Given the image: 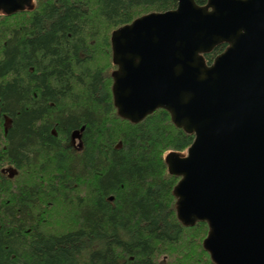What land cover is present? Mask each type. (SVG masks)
I'll use <instances>...</instances> for the list:
<instances>
[{
  "label": "trees",
  "instance_id": "16d2710c",
  "mask_svg": "<svg viewBox=\"0 0 264 264\" xmlns=\"http://www.w3.org/2000/svg\"><path fill=\"white\" fill-rule=\"evenodd\" d=\"M178 2L36 0L0 14V264H214L207 224L177 217L165 162L194 135L164 109L121 118L112 93V31Z\"/></svg>",
  "mask_w": 264,
  "mask_h": 264
},
{
  "label": "water",
  "instance_id": "95a60500",
  "mask_svg": "<svg viewBox=\"0 0 264 264\" xmlns=\"http://www.w3.org/2000/svg\"><path fill=\"white\" fill-rule=\"evenodd\" d=\"M33 1L0 0V12ZM111 44L119 116L139 123L164 109L195 136L166 156L179 221L208 224L214 264H264V0H179L115 29Z\"/></svg>",
  "mask_w": 264,
  "mask_h": 264
},
{
  "label": "rangeland",
  "instance_id": "374dc122",
  "mask_svg": "<svg viewBox=\"0 0 264 264\" xmlns=\"http://www.w3.org/2000/svg\"><path fill=\"white\" fill-rule=\"evenodd\" d=\"M72 140L74 141V142H76V141H79L80 142V138H79V136L78 135H74L73 137H72ZM54 225L56 224H58V222H56L55 220H53V222H52ZM58 226V225H57Z\"/></svg>",
  "mask_w": 264,
  "mask_h": 264
}]
</instances>
